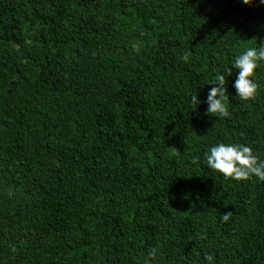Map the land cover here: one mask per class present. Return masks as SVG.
Segmentation results:
<instances>
[{
    "label": "trees",
    "instance_id": "obj_1",
    "mask_svg": "<svg viewBox=\"0 0 264 264\" xmlns=\"http://www.w3.org/2000/svg\"><path fill=\"white\" fill-rule=\"evenodd\" d=\"M261 44L259 0H0V264H264V181L205 161H264V65L249 101L232 67Z\"/></svg>",
    "mask_w": 264,
    "mask_h": 264
},
{
    "label": "clouds",
    "instance_id": "obj_2",
    "mask_svg": "<svg viewBox=\"0 0 264 264\" xmlns=\"http://www.w3.org/2000/svg\"><path fill=\"white\" fill-rule=\"evenodd\" d=\"M254 0H242L245 5L253 4ZM264 4V0H259ZM264 65V44L247 48L237 56L232 64L236 70V79L233 87L236 96L243 101L255 98L258 90L256 83L257 70ZM206 101H201L198 95L192 97V102L206 103V115L223 119L230 117L229 95L223 75L212 83ZM205 161L209 168L221 174L226 179L245 181L256 177L264 181V161L259 160L253 150L244 145L219 143L205 154ZM231 213L224 214L222 219L227 221Z\"/></svg>",
    "mask_w": 264,
    "mask_h": 264
}]
</instances>
